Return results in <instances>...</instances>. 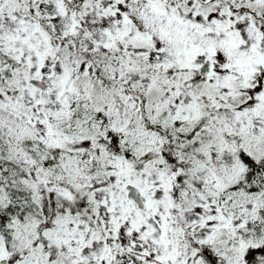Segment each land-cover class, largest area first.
<instances>
[{
  "label": "snow or ice",
  "instance_id": "1",
  "mask_svg": "<svg viewBox=\"0 0 264 264\" xmlns=\"http://www.w3.org/2000/svg\"><path fill=\"white\" fill-rule=\"evenodd\" d=\"M0 264H264V0H0Z\"/></svg>",
  "mask_w": 264,
  "mask_h": 264
}]
</instances>
